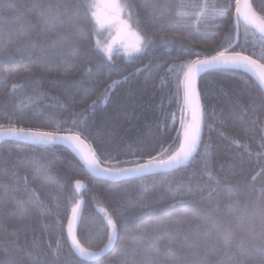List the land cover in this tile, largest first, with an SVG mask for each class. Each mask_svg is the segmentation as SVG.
Here are the masks:
<instances>
[{
    "label": "trees",
    "instance_id": "1",
    "mask_svg": "<svg viewBox=\"0 0 264 264\" xmlns=\"http://www.w3.org/2000/svg\"><path fill=\"white\" fill-rule=\"evenodd\" d=\"M32 2L0 0V17H4L0 21V49L7 53L0 55V124L7 126L9 121L3 117H10L14 123L24 127L52 130L59 126L66 130L72 129L73 132L83 130L89 137L88 142L97 144L101 139L108 141L107 134L115 130L116 139L100 151L106 160L134 159L129 146H132L133 151L136 150L143 134L148 131L145 125L155 120L161 108L165 113L166 119L162 123L166 128L159 136V143L154 145L153 154L160 150L161 144L167 149L165 157L178 149L182 138L179 135L182 129L178 112L182 104V92L178 94L176 91L177 79L183 78L182 65L188 59L195 58L183 55L180 45L203 53H213L226 37L228 43H233L238 36L240 45L257 54L253 58L264 52L262 36L241 21L237 30L235 0H228L233 7L230 9L231 15L226 17L220 15L225 8V0H121L123 4L138 5L131 9L133 15L130 20L128 8L121 17L129 22L131 28L119 22L111 26H99L91 17L93 9H89L86 27L91 43L75 45L69 52L59 55L54 51L45 55L41 48L54 39L55 33L73 32V21L70 16H64L55 25L45 28L32 10ZM86 2L91 3L92 0ZM205 3L215 5L214 13L211 7L209 9L207 29L203 26L205 21L199 17V6ZM12 4L15 5L14 9L9 8ZM251 4H254L257 15L264 19V13L256 7L259 0H251ZM162 13L168 18L163 27L158 22ZM26 33L32 34L31 40L27 39ZM37 33H42L40 47L34 50L29 48L30 56L24 54L26 45L36 43ZM138 37L151 38L154 49L150 48L147 55L134 53L129 56L125 46L129 49L135 46ZM97 40L100 41L101 50L95 49ZM107 45L113 48L111 62L102 50ZM260 62L264 63V60ZM145 65L150 67L144 69ZM85 67L90 69V73L81 71ZM169 68L172 71L169 72ZM234 71L238 75L216 70L202 76V85L206 83L210 90L202 97V102L211 97L208 102L215 107V115L204 119L200 147V153L203 154L206 145L210 143L213 146L209 149L211 156L207 167L202 156L198 155L181 170L137 180L128 192L117 193L114 183L92 176L67 148L56 145L49 146L47 151L40 150V156L50 161L51 180L34 181L31 169L20 173L21 178H28V189L35 190V195L43 201V207L50 210L42 218L43 223L38 222L41 218L31 221L35 230L27 234V243L35 244L32 258L36 259L37 253H48L50 246L70 264H125L133 257L137 261L152 257L154 251L149 250L151 245L152 248L160 249L163 261L170 237L179 240L178 255L198 250L200 258L206 260L207 264H216L223 257L225 241H230L235 251L239 238L247 231V221L252 218L253 202H258L259 189L264 185V176L259 175L264 168V140L261 139L264 135V110H252L253 102L256 109H260L264 97L258 92L260 83L251 74L243 70ZM129 73L132 75L129 76ZM125 76H128L127 80ZM114 81L120 83L106 92L108 85ZM242 81H246L248 86L242 87ZM13 85L17 87L13 88ZM94 101L96 104L93 107ZM244 106L248 107V111L241 118V108ZM172 112L177 113L175 121L167 118ZM9 151H13L14 155H27L37 149L27 142L10 141L0 147V153ZM205 171H211L216 179L222 181L212 196V201L218 202L222 209L221 215L200 211L208 201L189 208H169L163 215L146 211L148 207H157L161 203V197L153 192V186L160 188L168 181L180 180L185 186L191 185L194 189L202 187L207 191L209 181L203 174ZM77 179L87 183L86 190L79 191L76 188ZM0 181L16 183L11 174L0 175ZM140 185L147 188L148 192L144 193ZM228 186H231V191ZM22 192L25 197L33 195L23 188ZM113 195L116 199L112 198ZM194 195L198 198L200 193L197 191ZM232 196H237L240 203L235 210L228 212L226 205ZM83 199L86 203L78 237L85 249L103 252L110 232L107 220L119 217L122 221L118 241L102 258L78 257L66 236L72 208ZM9 200L15 203L16 198H0V210L8 205ZM18 211H25V206H21ZM157 220L160 221L158 230L149 228L143 247L132 246L126 251L122 249L124 242L136 234L139 225H150ZM205 221L209 227H218L219 239H206V229L203 227ZM165 232L170 233V237L165 236ZM256 232H260L258 216ZM185 234L191 238L184 240ZM19 235L23 241L24 233ZM253 242L255 238L248 237L245 246ZM39 258L45 259L44 256ZM47 259L51 260V255ZM25 264H28V260H25Z\"/></svg>",
    "mask_w": 264,
    "mask_h": 264
},
{
    "label": "snow or ice",
    "instance_id": "2",
    "mask_svg": "<svg viewBox=\"0 0 264 264\" xmlns=\"http://www.w3.org/2000/svg\"><path fill=\"white\" fill-rule=\"evenodd\" d=\"M138 5H129L121 3V0H92L91 3H87L86 0H33L31 8L36 12L38 19H40L45 28L49 25H55L64 16H70L73 21V32L60 31L55 33L54 39L47 42V45L41 48V52L47 55L49 51H54L58 55L61 53L69 52L75 45L91 43V39L87 34L86 24L89 17V9L91 11V17L95 20L96 24L103 26L112 23L119 22L125 27L131 28V25L127 20L122 19V15L125 9H130L128 12L129 20L131 19L133 12L132 8ZM201 11L199 17L205 21L204 27L207 29L209 24V9L211 7L212 12L215 11V5H208L205 3L199 6ZM233 7L228 0H225V8L220 12L222 17L231 15L230 9ZM235 15H236V27L239 28V21L241 16L246 24L254 25L259 28L261 35H264V19H260L257 22V12L254 9V4L247 3L245 0V10H241V0H235ZM259 11L264 13V0H259V4L256 6ZM10 9H14L15 5H9ZM101 8L106 10V13L102 17L100 11ZM138 15V13H137ZM214 18V16L212 17ZM4 17H0L2 21ZM159 24L163 27L168 22L166 15L162 13L159 17ZM199 31V27L197 28ZM42 33L36 34V43L25 46L24 54L31 55L28 49H36L40 47L39 38ZM27 39H32L31 33L25 34ZM167 43V42H165ZM228 44L227 47H224ZM150 48L154 49V41L149 37H138V43L132 48L125 46V51L129 56L134 53L147 55ZM239 48V50H237ZM96 50H101L100 41L97 40L95 44ZM108 59L111 62L113 54L112 45H107L102 49ZM180 51L183 55L190 58L182 65L183 78L177 79V93L182 92V104L178 109L179 112V124L181 125L182 132L179 134L180 144L177 150L165 157L164 153L167 151L166 147L161 144L160 150L154 152V145L159 143V136L163 133L166 125L162 123L166 119L163 108L157 115L154 121L145 125L148 129L140 141V145L135 151L132 150V146H129V151L134 159L121 161L119 159H108L100 155L102 148L108 146V143L115 140L117 133L115 130L108 135V141L101 139L99 143L88 142L89 137L83 130L73 132L72 129H64L59 126L52 130H42L41 128L24 127L19 123H14L10 117H3L8 119V125L0 124V140L5 137L10 138L13 141H25L31 146L37 149L36 152L29 153L27 155L13 154V151L7 153H0V175L11 174L16 183L0 181V198H7L9 196L15 197L16 201L13 203L9 200L8 205L0 210V264H25V260H28V264H70L69 261L61 259L58 252L52 250L49 246L48 253H37L36 259H33L35 244L29 245L27 243V234L35 230V225L31 223L32 220L38 219L39 223H43V219L48 213L49 209L43 207V201L39 196L35 195V190L28 189V178L25 176L20 177L21 172L34 173V181H48L51 180L50 161L47 158L40 156V150L47 151L49 146H67L73 153L76 154L78 159L82 161L87 170L96 176L104 177L110 182L114 183L113 187L117 193H126L130 187L137 180H144L147 176H155L161 172H169L179 170L182 165H188L189 161H194L198 155L202 156L207 167L208 160L211 156V149L213 146L209 143L205 146V152L200 153V145L202 143V127L206 116L215 115V107L210 105L207 99L202 102V97L210 90L207 84L201 83V74H210L213 71L219 70L220 72L228 75H238L234 70H244L246 72H255L256 68L262 69L259 74L260 86L258 89L259 95L264 97V63L260 61L264 60V52H261L257 58H253L257 54L255 52H249L247 47L240 45L239 37L233 43H228L227 37L221 41L220 44L214 49L213 53H203L195 51L184 45H180ZM0 55H7L3 49H0ZM150 65H145L144 69L149 68ZM144 69H137L136 71H142ZM83 73H90V69L85 67L81 70ZM172 71L169 68V72ZM129 76L132 73L128 74ZM125 80L128 76L124 77ZM163 79V77L161 78ZM120 83L114 81L113 84L108 85L106 92L111 90L114 85ZM248 83L242 81V87H247ZM13 85V88H16ZM96 101L93 102V107ZM211 108V111L209 109ZM253 111L264 110V101L261 103L260 109H256L253 102ZM248 107L241 108V118L247 115ZM167 118L175 121L177 119V113L172 112L167 115ZM258 120V118H257ZM243 123V119H241ZM153 124L155 125L153 129ZM67 131L69 134L61 135L62 132ZM264 140V135L261 136ZM139 152V156H137ZM130 165V166H121ZM106 165V166H105ZM208 177L209 185L207 191L202 187L193 188L191 185L185 186L180 180L168 181L167 184L160 188L153 186V192L161 197V203L157 207H148L146 211L149 214H166L169 208L176 209L189 208L198 203H204L208 201L203 209L200 211L208 212L209 214L219 216L222 214V209L218 202L212 201V196L216 194L217 189L222 184V181L216 179L211 171H205L203 173ZM260 176H264V168L259 173ZM255 179V177H253ZM76 187L79 188L82 185V181H75ZM213 184L215 186H213ZM174 185V186H173ZM140 189L147 193L148 189L143 185L139 186ZM22 188L33 193L31 197H25ZM228 190L231 191V186H228ZM255 191V188L253 189ZM199 192L200 196L195 197L194 193ZM116 199V196H112ZM230 203L226 205L228 212H232L236 209L240 200L237 196L229 198ZM21 206H25V211H18ZM73 217L77 214V208H72ZM144 213L141 214V218ZM115 215V214H114ZM259 217L260 232H256V217ZM5 217H12L11 220H5ZM251 219L247 221V231L239 238L235 251L230 241H225V251L221 259L216 264H264V185L259 189L258 202H253V211L251 213ZM243 223V221H241ZM122 221L117 217L116 219L109 218L107 220V227L110 229L103 252L89 251L80 246L73 234V221L68 222V237L71 244L81 258H102L108 251H110L119 239L120 227ZM160 221L157 220L150 225H139L136 229V234L130 237V240L125 241L122 245L123 250L128 248L143 247L145 244V238L149 228L158 230ZM203 227L206 229V239L208 241H215L219 239L220 232L217 226H208V222L205 221ZM24 233V240H21L20 233ZM165 236L170 237V233L165 232ZM248 237H254L255 242L246 247V241ZM191 237L185 234L183 239L187 240ZM179 240L169 238V242L166 246L163 255L166 257L161 260L162 253L159 248H152L149 245V250L154 251V255L144 261H137L134 257L130 261H125V264H207L206 260L200 258L198 250H193L186 255L180 256L177 252V245ZM199 246H197V249ZM51 255L52 259L48 260L47 256ZM44 256L45 259L41 260L39 257Z\"/></svg>",
    "mask_w": 264,
    "mask_h": 264
},
{
    "label": "water",
    "instance_id": "3",
    "mask_svg": "<svg viewBox=\"0 0 264 264\" xmlns=\"http://www.w3.org/2000/svg\"><path fill=\"white\" fill-rule=\"evenodd\" d=\"M247 3L251 4V0H247ZM241 10H242V12L245 10V0H241ZM260 19H262V18H260V17L257 15V22H259ZM240 21H241L246 27L252 29L253 31H255L256 33H258L260 36H262V37L264 38V35H261V33H260L258 27L254 26V25H248V24L245 23V21H244V19H243V16H241ZM254 59H255V58H254ZM260 63H261V62H260ZM243 71H244V70H243ZM261 71H262V69H260V68H256L254 73H253V72H247V73L251 74V75H252V76H253V77H254V78L260 83V80H259V74H260ZM245 72H246V71H245ZM203 75H204V74H201V77H202ZM67 134H69V133H61V135H67ZM203 134H204V123H203V127H202V139H203ZM10 141H13V140H11V139L8 138V137H5L3 140H0V147H1L4 143H6V142H10ZM23 142H25V141H23ZM60 146H61V145H60ZM63 147L67 148V146H63ZM200 147H201V145H200ZM67 149H68V148H67ZM68 150H69V151H70L75 157H77L76 154L73 153L70 149H68ZM77 159H78V157H77ZM78 160H79V159H78ZM79 161H80V160H79ZM190 162H191V161H189V163H190ZM80 163L83 165L82 161H80ZM185 166H186V165H182L181 168H180L179 170L183 169ZM83 167L87 170L86 166L83 165ZM87 171H88L92 176H94V177H96V178H98V179H101V180H104V181L110 182V181H108V180H107L106 178H104V177L96 176V175H94L93 173H91L89 170H87ZM176 171H178V170H175V171H169V172H167V173H172V172H176ZM159 174H165V172H161V173H159ZM159 174H157V175H159ZM155 176H156V175H155ZM147 177H152V175H149V176H147ZM110 183H116V182H110ZM87 187H88L87 183H86L85 181H82V185H81V187H79V188L76 187V188H77L79 191H83V190H86ZM85 203H86L85 200L80 201V202L78 203V205L75 207V208H77V214H76V216L73 217V213H72V211H71V213H70V217H69V220H72V221H73V234H74L76 240L78 241V243L80 244V246H82V244H81L80 241H79L78 232H79V227H80V224H81V221H82V218H83V214H84ZM69 220H68V222H69ZM68 222H67V227H66V236H67V239H68L69 244H70L72 250L74 251V253H75L78 257H80V256H79V253L77 252V250L75 249V247L72 246L71 241H70V239H69V237H68V234H67V231H68ZM113 248H114V247H113ZM108 253H109V251H108L105 255H107ZM105 255H104V256H105Z\"/></svg>",
    "mask_w": 264,
    "mask_h": 264
},
{
    "label": "rangeland",
    "instance_id": "4",
    "mask_svg": "<svg viewBox=\"0 0 264 264\" xmlns=\"http://www.w3.org/2000/svg\"><path fill=\"white\" fill-rule=\"evenodd\" d=\"M100 11H101V13H102V17H103L104 14L106 13V10H105L104 8H101ZM105 25H107V24H105ZM80 181H82V180H80Z\"/></svg>",
    "mask_w": 264,
    "mask_h": 264
}]
</instances>
